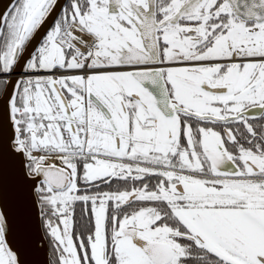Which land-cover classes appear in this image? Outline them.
I'll return each mask as SVG.
<instances>
[{"label": "snow or ice", "instance_id": "obj_1", "mask_svg": "<svg viewBox=\"0 0 264 264\" xmlns=\"http://www.w3.org/2000/svg\"><path fill=\"white\" fill-rule=\"evenodd\" d=\"M0 4V264H264V0Z\"/></svg>", "mask_w": 264, "mask_h": 264}, {"label": "water", "instance_id": "obj_2", "mask_svg": "<svg viewBox=\"0 0 264 264\" xmlns=\"http://www.w3.org/2000/svg\"><path fill=\"white\" fill-rule=\"evenodd\" d=\"M8 2V0H3V3H7ZM0 8H2V4H0ZM49 255H50V252H49Z\"/></svg>", "mask_w": 264, "mask_h": 264}, {"label": "flooded vegetation", "instance_id": "obj_3", "mask_svg": "<svg viewBox=\"0 0 264 264\" xmlns=\"http://www.w3.org/2000/svg\"><path fill=\"white\" fill-rule=\"evenodd\" d=\"M50 255H51V251H50Z\"/></svg>", "mask_w": 264, "mask_h": 264}]
</instances>
